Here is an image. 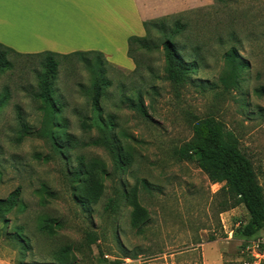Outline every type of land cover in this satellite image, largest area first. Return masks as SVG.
Segmentation results:
<instances>
[{"label":"rangeland","instance_id":"rangeland-1","mask_svg":"<svg viewBox=\"0 0 264 264\" xmlns=\"http://www.w3.org/2000/svg\"><path fill=\"white\" fill-rule=\"evenodd\" d=\"M182 17L206 48L204 65L179 94L164 79L161 52L136 51L141 70L134 72L122 43L99 41L113 54L104 56L110 64H101L108 82L102 116L114 117L123 165L107 145L88 144L106 135L92 124L94 74L87 62L77 55L55 57L60 142L73 141L61 153L42 136L44 112L35 94L43 57L7 53L10 65L0 71V198L17 188L21 196L0 219V264H60L58 257L66 264H204L203 245L204 255L214 249L224 264H264V232L249 239L239 233L249 219L245 207L229 208L222 184L177 153L193 137V115L213 116L236 134L264 187V0H204ZM96 38L90 37L99 43ZM230 45L239 47L249 66L238 87L225 91L218 79ZM128 57L132 69L116 64ZM130 97L144 107L131 104ZM83 120L91 128L82 129ZM94 158L106 164L108 174L98 202L83 205L78 196L84 183L74 173L81 161ZM133 197L145 210L137 226ZM17 232L25 245L14 237ZM65 248L68 254L58 255Z\"/></svg>","mask_w":264,"mask_h":264},{"label":"trees","instance_id":"trees-1","mask_svg":"<svg viewBox=\"0 0 264 264\" xmlns=\"http://www.w3.org/2000/svg\"><path fill=\"white\" fill-rule=\"evenodd\" d=\"M183 14L184 12L146 21L144 23L146 35L130 36L127 51L128 56L135 62L134 72L141 70V63L136 55V51L144 50L148 53L161 52L165 63L164 79L173 86L177 94L193 81V75L205 63L204 50L206 44L199 38L192 37L194 36L192 33L194 29L189 22L183 20ZM0 47L3 48V50L0 49V71L10 65V61L6 57L8 52L25 56L43 57L44 62L42 65L44 70L40 74L39 91L35 94L36 98L41 100V109L44 112L42 136L49 137L53 141L55 148L61 153L64 148L72 145L73 141L71 138H68L64 144L60 142L63 137L62 133L59 132L63 130V127L56 117L61 111V106L53 96V84L59 66V62L55 57L77 55L87 62V66L94 74L91 99L96 116L92 124L99 127L106 135L104 139L93 140L88 144L107 145L114 154L116 162L123 165L117 140L114 133H112L113 126L115 125L114 117L109 115L108 118L104 119L102 116L101 99L105 92L104 88L108 84L101 67L102 62L108 61L102 52L75 51L70 54H59L45 51L35 54H22L1 43ZM88 56L94 57L95 64L90 61L91 59ZM222 59L223 70L218 80L223 89L229 91L238 87L242 73L249 66V62L241 54L239 47L236 45H230L225 49ZM147 69L151 74H155L151 67ZM257 92L259 91L257 90ZM134 98L130 97L131 104L142 109L144 107L143 102L134 103ZM18 114L25 131L28 129V125L21 111ZM81 125L84 130L92 126L88 120H83ZM192 130L193 137L191 140L184 143L177 152L179 159L196 161L200 168L208 174L210 180L214 183H221L222 190L227 196L229 208L241 205L245 207L249 214V219L239 227V233L243 237L249 239L259 232H264V187L259 182L253 161L242 151L236 134L226 129L225 125L213 116L198 117L197 115H193ZM85 144L87 145V143ZM107 174L106 164L100 159L94 158L87 163L80 162L75 170L74 177L84 183L78 196L83 205H91L98 202L104 191L103 178ZM144 186L148 188L147 182H144ZM46 187V185H43L41 190L45 191ZM20 196L21 189L17 188L6 199L0 198V219L4 218L5 214L11 212L19 202ZM133 205V224L137 226L143 220L145 210L135 198ZM14 237L19 243L25 245L24 237L20 232L15 233ZM63 251H65V254L69 252L68 248H65L58 255ZM263 251L264 248L261 253ZM61 259L60 257L57 259V261L60 260V264L68 262L66 260L61 261ZM112 264L127 263L124 260H116Z\"/></svg>","mask_w":264,"mask_h":264},{"label":"crops","instance_id":"crops-1","mask_svg":"<svg viewBox=\"0 0 264 264\" xmlns=\"http://www.w3.org/2000/svg\"><path fill=\"white\" fill-rule=\"evenodd\" d=\"M203 4L204 0H0V43L22 54L100 51L110 58L113 54L101 42L119 41L127 52L130 36L146 35V21ZM126 61L116 64L132 69V60ZM205 246L204 264H224L214 249L204 255Z\"/></svg>","mask_w":264,"mask_h":264},{"label":"built area","instance_id":"built-area-1","mask_svg":"<svg viewBox=\"0 0 264 264\" xmlns=\"http://www.w3.org/2000/svg\"><path fill=\"white\" fill-rule=\"evenodd\" d=\"M229 234H231L230 236L232 237V233H229Z\"/></svg>","mask_w":264,"mask_h":264}]
</instances>
